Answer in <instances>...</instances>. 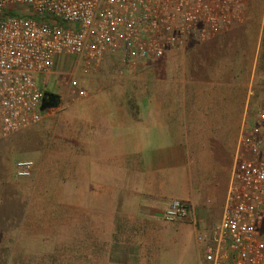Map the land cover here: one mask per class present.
<instances>
[{
	"label": "crops",
	"instance_id": "1",
	"mask_svg": "<svg viewBox=\"0 0 264 264\" xmlns=\"http://www.w3.org/2000/svg\"><path fill=\"white\" fill-rule=\"evenodd\" d=\"M247 34L236 26L205 43L188 41L141 64L146 71L138 74L105 59L90 68L93 89L84 98L50 103L28 197H41L48 210L55 205L58 242H72L73 258L201 263L202 245L184 255L183 242L221 220L242 127L257 120L248 112V84L257 75L256 63L244 60ZM173 200L188 206L185 221L164 218ZM15 231L6 227L0 236Z\"/></svg>",
	"mask_w": 264,
	"mask_h": 264
},
{
	"label": "built area",
	"instance_id": "2",
	"mask_svg": "<svg viewBox=\"0 0 264 264\" xmlns=\"http://www.w3.org/2000/svg\"><path fill=\"white\" fill-rule=\"evenodd\" d=\"M247 0H0V140L42 118L41 77L59 56L87 68L116 57L134 70L188 41L204 42L241 21ZM25 10V11H22ZM79 97H85L79 91ZM32 160L15 164L30 179ZM188 206L173 200L168 221H185ZM264 112L244 124L219 223L197 230L201 264H264Z\"/></svg>",
	"mask_w": 264,
	"mask_h": 264
},
{
	"label": "rangeland",
	"instance_id": "3",
	"mask_svg": "<svg viewBox=\"0 0 264 264\" xmlns=\"http://www.w3.org/2000/svg\"><path fill=\"white\" fill-rule=\"evenodd\" d=\"M241 18L240 22L232 24L225 32L236 26L248 32L243 40L247 44V50L243 52L246 54L244 60L247 66L250 67L252 62L256 63V80L249 83L247 89L248 112L255 116L264 112V0H247ZM230 40L234 39L230 38ZM207 41L191 40L189 43L201 44ZM111 58L119 60L110 56L103 57V60ZM84 67L83 63L76 58L59 56L51 73L39 79L42 80L40 88L44 93L53 94L58 102L64 103L66 98L69 101L84 98L79 97L78 92L82 90L89 93L90 89H93L87 81L92 66L85 67L87 70ZM138 70H141L139 73L146 71L138 67L133 70V74H138ZM79 104L77 101L74 102L72 108ZM130 107L133 108V104L130 103ZM71 110L70 107L67 113H71ZM41 120L0 140V229L13 226L16 230L14 236H0V264H87V260L73 258L72 242H58L55 205L52 210H48L46 201L43 202L41 197L38 200H30L28 197L29 189L36 185L35 179L38 174L37 161L33 157L34 152L46 137V134H41L37 130L49 125L50 121L44 115ZM55 123L56 118L53 125L51 124L52 133L55 131L53 129ZM20 160H32L35 163V171L30 179L20 180L15 177V164ZM215 220L216 217L210 218V222ZM183 244L184 250H180V253L184 255L187 253V247L194 254L200 249L190 235L186 236ZM116 245L118 244H113V250L119 249ZM120 251L126 252L127 247L122 245ZM179 260L180 264H195L191 259L178 258ZM124 261L125 259H119V257L112 259L113 264H126ZM136 263L140 264V260H136Z\"/></svg>",
	"mask_w": 264,
	"mask_h": 264
},
{
	"label": "water",
	"instance_id": "4",
	"mask_svg": "<svg viewBox=\"0 0 264 264\" xmlns=\"http://www.w3.org/2000/svg\"><path fill=\"white\" fill-rule=\"evenodd\" d=\"M51 96V94L50 93H44V98L45 97H50ZM43 98V99H44ZM50 105L51 104H49V103H44V101H42V106H41V112H42V114H44V111L46 110V109H48L49 107H50Z\"/></svg>",
	"mask_w": 264,
	"mask_h": 264
},
{
	"label": "flooded vegetation",
	"instance_id": "5",
	"mask_svg": "<svg viewBox=\"0 0 264 264\" xmlns=\"http://www.w3.org/2000/svg\"><path fill=\"white\" fill-rule=\"evenodd\" d=\"M43 101H44V103H57L58 102V99L53 95V94H51V96L50 97H45L44 99H43Z\"/></svg>",
	"mask_w": 264,
	"mask_h": 264
}]
</instances>
